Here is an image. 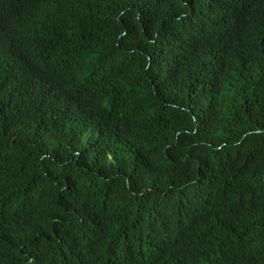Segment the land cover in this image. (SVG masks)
Returning <instances> with one entry per match:
<instances>
[{
    "label": "trees",
    "instance_id": "trees-1",
    "mask_svg": "<svg viewBox=\"0 0 264 264\" xmlns=\"http://www.w3.org/2000/svg\"><path fill=\"white\" fill-rule=\"evenodd\" d=\"M0 264H264V0H0Z\"/></svg>",
    "mask_w": 264,
    "mask_h": 264
}]
</instances>
